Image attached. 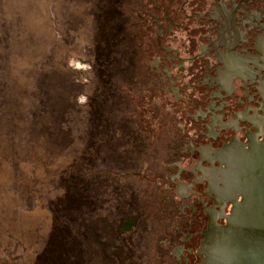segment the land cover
Here are the masks:
<instances>
[{"label":"rangeland","instance_id":"1","mask_svg":"<svg viewBox=\"0 0 264 264\" xmlns=\"http://www.w3.org/2000/svg\"><path fill=\"white\" fill-rule=\"evenodd\" d=\"M114 5L113 0H0V36H7L0 41V264H86L97 256L98 233L105 237L106 264H147L140 258L169 215L145 180L157 170L151 173L140 165L132 169L126 163L130 150L123 144H116L108 158L116 170L110 175L108 196L100 178L94 184L86 180L65 185L66 170L79 162L107 167L105 162L95 164L92 155L104 150L95 137L100 134L96 111L112 77L107 69L112 52L105 46L122 26V20L115 23L114 34L105 26ZM145 72L143 64L134 70L140 84L132 82L135 87L123 91L131 99L139 129H154L155 142L164 146L168 129L160 121L167 95L155 91L156 103L150 101L152 95L142 83ZM120 127L114 134L123 140ZM143 131L136 130L132 138L145 147ZM153 153L149 150L148 158ZM120 184L137 191L131 203L135 231L126 238L116 236L118 205L113 214L99 211L108 220L106 230L99 222L79 238L74 235L75 221L80 216L88 221L94 194L113 204ZM29 199L32 209L26 204Z\"/></svg>","mask_w":264,"mask_h":264},{"label":"flooded vegetation","instance_id":"2","mask_svg":"<svg viewBox=\"0 0 264 264\" xmlns=\"http://www.w3.org/2000/svg\"><path fill=\"white\" fill-rule=\"evenodd\" d=\"M127 3L130 16L121 20L130 25L131 64L135 70L143 64L142 83L152 103L155 91L167 95L160 125L168 129V143L157 144L154 129L140 130L135 114L133 134L143 131L151 142L147 134L145 147L132 133L123 139L122 147L130 150L126 163L132 169L140 165L151 173L157 170L145 180L169 212L140 259L147 264H210L207 238L214 225L228 224L234 207L230 201L236 198L227 186L226 150L235 145L236 152H242L264 142V0ZM133 82L139 83L135 76ZM121 134L124 131L119 130ZM149 150L155 153L148 158ZM116 192L124 205L117 209L114 231L126 238L136 227L131 203L137 191L120 184ZM106 222L101 217L105 230ZM98 237L97 256L86 264H106L105 237L99 233Z\"/></svg>","mask_w":264,"mask_h":264},{"label":"trees","instance_id":"3","mask_svg":"<svg viewBox=\"0 0 264 264\" xmlns=\"http://www.w3.org/2000/svg\"><path fill=\"white\" fill-rule=\"evenodd\" d=\"M115 5L111 8V14L109 15L108 23H105V26H109L113 30H115V23L119 24V21L124 18H129L130 12L128 10V0H122L123 3L121 4L120 0H113ZM121 5H119V3ZM129 21L122 24V26L118 29V33L114 39H108L110 42L105 47H110L112 52L111 56L113 60L110 58V62L107 64V69L111 68V76L109 75V82H111L108 89L105 90V93L101 95V99H103L104 103H100L97 105L96 111V119H97V130L103 131L104 136L99 137V135H95L97 139V146H103L104 150H100V154H95L93 156V161L95 164H102V162L106 163L107 167H92L89 166L85 167V165L79 164L73 165L72 167L66 170L65 174V185L75 184V183H85L90 182L94 184V181L100 178V185L106 191V196L109 195L108 189L110 185H112V181L110 179V175L116 172L114 168H112V164H109V156L113 154L114 146L119 144L122 146L123 141L120 139L114 131L118 130V126L121 125L119 130L124 131L123 135L129 136L128 134L133 133L135 130L133 126V108L131 104V99L127 93H125L124 88L132 87L133 84V77L132 73H134V67L131 64L132 61V48H131V30L130 25L128 24ZM120 25V24H119ZM105 30V27L103 28ZM114 34V33H113ZM0 41L6 39L7 36H0ZM7 42V40H6ZM122 44V46L118 49V47ZM114 57L117 59L116 62L114 61ZM121 90H120V88ZM125 137H123L124 139ZM128 139V138H127ZM122 140V143L121 141ZM120 148V147H119ZM103 176V177H102ZM78 180V181H76ZM89 180V181H88ZM89 183V184H90ZM81 186V185H80ZM115 202L113 204L109 203L108 199L100 201V199L94 194L91 199V206L90 209V216H88V221L85 222L81 216L75 221L72 225L74 230V235L79 238V233L87 230L88 226H92L94 224H98L101 222V217L99 216V211L102 210H110V214H113V210H116L115 206H118L121 210L124 205V201H122L121 197L116 192L115 194ZM31 200L27 201V205L30 209H32ZM112 206H111V205ZM115 207V208H114ZM111 208V209H110ZM119 209V210H120ZM82 213V212H81ZM105 215V214H104ZM108 215V214H107ZM96 232V231H95ZM110 239V238H109Z\"/></svg>","mask_w":264,"mask_h":264},{"label":"water","instance_id":"4","mask_svg":"<svg viewBox=\"0 0 264 264\" xmlns=\"http://www.w3.org/2000/svg\"><path fill=\"white\" fill-rule=\"evenodd\" d=\"M227 186L235 195L224 227L214 225L206 242L210 264H264V142L236 152L230 145ZM242 197L240 202L237 198Z\"/></svg>","mask_w":264,"mask_h":264}]
</instances>
